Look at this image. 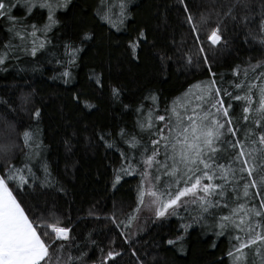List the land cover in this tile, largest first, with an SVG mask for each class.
Segmentation results:
<instances>
[{
  "label": "snow or ice",
  "instance_id": "1",
  "mask_svg": "<svg viewBox=\"0 0 264 264\" xmlns=\"http://www.w3.org/2000/svg\"><path fill=\"white\" fill-rule=\"evenodd\" d=\"M69 2L0 0V20L7 22L9 33L0 41V68L6 70L7 62L19 63L24 56L46 55L60 69L53 79L69 83L85 44L94 39V33L84 31L78 41L63 42L62 54L54 51V30L61 23L57 11ZM130 3L99 0L95 15L120 31L132 15ZM175 6L190 42L182 34L179 42L171 41V53L156 52L162 71L179 59L185 68H203L206 78L171 100L149 89L135 105L123 104L122 87L109 84L113 100L131 108L135 120L131 129L121 126L115 135L97 132L120 157L111 187L115 190L125 176L138 178L135 207L129 212L115 209L101 215L95 205L87 210L89 217L111 222L120 245L112 239L102 248L92 231L74 233L71 210L61 209L54 196L40 195L68 193L44 155L47 146L38 124L20 121L19 130L8 124L17 139L0 142V264H121L125 255L133 264H152L155 256L132 246L139 242L133 239L138 231L133 224L143 209L152 213L154 222L172 217L182 221V231L168 245L183 250L188 230L199 225L216 239H227L228 264H264V58L248 57L228 72L217 68V54L230 46L229 24L233 32L244 30L245 44L251 40L264 51V0L255 6L254 0H225L219 9L203 11L196 0H175ZM17 7L23 8V16L14 14ZM37 9L46 10L42 23L30 19ZM257 16L258 26L250 27ZM148 42L147 30L139 29L128 42L130 56L139 60ZM34 62L39 64L38 59ZM90 79L104 88L103 73L92 69ZM20 100L21 110L39 121L40 108L28 107L31 94H22ZM0 103L16 112L7 100L0 98ZM84 106L93 107L88 102ZM65 146L71 152V139ZM17 152L19 160L13 162ZM94 251L100 253L96 260L90 256Z\"/></svg>",
  "mask_w": 264,
  "mask_h": 264
},
{
  "label": "trees",
  "instance_id": "2",
  "mask_svg": "<svg viewBox=\"0 0 264 264\" xmlns=\"http://www.w3.org/2000/svg\"><path fill=\"white\" fill-rule=\"evenodd\" d=\"M223 3L225 0H196L197 9L201 11L212 7L219 9ZM258 3L259 0H254V6ZM98 5L99 0H70L66 9L57 11L61 23L54 30L53 43L58 46L54 49L58 54L63 52L64 41H78L84 31L94 33V39L87 42L80 53L69 83L53 79L60 69L49 63L51 57L46 55L38 58L24 56L19 63L7 62L6 70L0 68V98L16 108V112H11L6 104L0 103V142L17 139V133L8 128L9 123L16 124L17 130L20 129V121L25 126L38 124L40 137L47 146L44 155L68 193L65 196L64 193L48 191L40 195L54 196L61 209H70L74 233L92 231L103 248L112 239L119 246L120 236L111 222L93 219L87 215V210L95 205L101 215L110 214L115 209L129 212L135 207L138 184L137 177L125 176L115 190L111 187L113 167H118L120 157L115 149L106 147L99 140L97 132L110 130L115 135L121 126L131 129L135 114L131 108L124 109L122 103L113 100L109 84L122 87L123 104L135 105L149 89L161 93L162 99L171 100L180 96L190 84L205 79L206 72L203 68H185L179 59L169 61L167 71H162L156 52L171 53V41L175 39L179 42L182 34L190 42L187 29L179 23L175 0H131L129 7L132 15L120 31L95 15ZM14 14L23 16V8L17 7ZM30 19L44 22L46 10L37 9ZM258 21L259 16L249 26L256 28ZM233 27L229 24L230 46L217 54L219 71L228 72L248 57L254 61L264 58L261 47L251 40L245 44L242 39L244 30L233 32ZM7 28V22L0 20V41L9 38ZM141 28L147 30L149 42L142 45L143 51L136 60L129 54L128 42L136 37ZM36 59L39 60L38 65L34 62ZM92 69L103 73L102 90L90 79ZM22 94H31L30 109L40 108L39 121L19 107ZM85 102L93 107L86 108ZM66 139H71V152L66 151ZM19 156L17 152V159L13 162H18ZM66 164L70 165L67 171ZM181 223L177 217L154 222L153 217L139 214L133 224V230L138 229L133 239L139 242L132 246L155 256L152 264H228L225 255L229 248L227 239H216L199 225H193L188 230L183 250L179 246L168 245L167 240L182 231ZM214 242L216 247H212ZM90 256L96 260L100 253L90 252ZM121 264H133L131 256L125 255Z\"/></svg>",
  "mask_w": 264,
  "mask_h": 264
},
{
  "label": "rangeland",
  "instance_id": "3",
  "mask_svg": "<svg viewBox=\"0 0 264 264\" xmlns=\"http://www.w3.org/2000/svg\"><path fill=\"white\" fill-rule=\"evenodd\" d=\"M141 215H145V216H148V217H153L152 213L150 211H148L147 209H143L142 212H141Z\"/></svg>",
  "mask_w": 264,
  "mask_h": 264
}]
</instances>
